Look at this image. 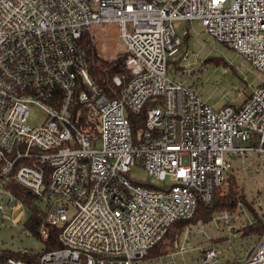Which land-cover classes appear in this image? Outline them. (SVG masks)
Segmentation results:
<instances>
[{"label":"built area","instance_id":"2783aa9c","mask_svg":"<svg viewBox=\"0 0 264 264\" xmlns=\"http://www.w3.org/2000/svg\"><path fill=\"white\" fill-rule=\"evenodd\" d=\"M194 20L258 73L239 108L214 110L168 74L188 59L174 25ZM102 25L126 53L109 95L84 47ZM253 157L264 160V0H0V224L27 207L14 188L45 206L43 249L0 250V264L138 263ZM134 166L163 186L134 180ZM48 228L58 246L46 251ZM204 259L220 264L213 250ZM231 264H264V233Z\"/></svg>","mask_w":264,"mask_h":264},{"label":"rangeland","instance_id":"374dc122","mask_svg":"<svg viewBox=\"0 0 264 264\" xmlns=\"http://www.w3.org/2000/svg\"><path fill=\"white\" fill-rule=\"evenodd\" d=\"M114 25L94 27L97 52L112 60L122 53L124 47ZM188 31V36L183 31ZM175 34L188 51V59L181 53L171 59L168 74L186 82L208 106L220 110L224 106L239 108L259 83V76L250 63L231 49L212 39L200 21L177 22ZM176 62V69L171 64ZM42 113L32 108L28 118L30 126H38ZM235 176L240 194L251 203L234 210L214 215L207 224H190L178 238V248L165 250L157 259H144L135 264H214L205 260L206 252L213 250L220 264L242 263L248 253L258 244L260 236L243 235V228L256 220L254 213L264 223V160L253 157L248 166H240ZM134 180L155 186H163L149 178L141 166L130 172ZM222 190H227V184ZM34 206L44 212L42 202L34 200ZM13 210V214L11 215ZM31 210L22 205H10L5 220L0 224V250L40 252L43 243L24 227ZM16 225V226H15Z\"/></svg>","mask_w":264,"mask_h":264},{"label":"trees","instance_id":"16d2710c","mask_svg":"<svg viewBox=\"0 0 264 264\" xmlns=\"http://www.w3.org/2000/svg\"><path fill=\"white\" fill-rule=\"evenodd\" d=\"M84 47L87 56L88 70L91 78L102 92L109 95L110 90L113 87L112 79L115 76L122 77L126 75V71L123 68V64L126 59V53L124 52L112 60L103 58L97 52V47L94 39L88 37L84 40ZM172 65H174V67L176 68V62H174ZM142 117V114L132 117V123L135 130H137L141 126L140 124H142ZM226 184L227 190L223 191L222 188L224 186H222L214 191L213 198L210 203H199L198 210L192 219L187 221H179L178 223L174 224L170 228L165 238L154 249L150 251L146 259L155 260L163 256L165 254L166 248L172 245L173 242L180 237L181 233L190 224H195L198 222L207 224L213 220L214 215L230 210L232 211L238 206H242L243 204L251 208L249 206L251 203L246 201V198L245 196L243 197V194H240L235 173L229 174ZM14 191L18 196L24 199V203L27 205L29 210H31L30 217L24 223L25 228L39 239V228L44 217V212L37 209L34 205L32 207V196L30 195V193L20 188H14ZM254 217L256 219L254 223L249 224L243 228V235L260 236L264 233V223L262 222L261 218H259L256 213H254ZM48 231L50 233V237L45 242L46 251L57 248L58 246L55 238L56 233L50 228H48ZM3 255L6 256L8 254L5 253Z\"/></svg>","mask_w":264,"mask_h":264}]
</instances>
